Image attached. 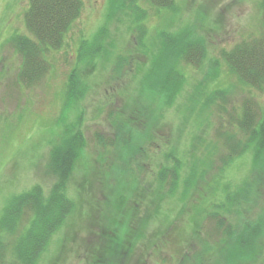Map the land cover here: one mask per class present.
Instances as JSON below:
<instances>
[{
  "label": "trees",
  "instance_id": "trees-1",
  "mask_svg": "<svg viewBox=\"0 0 264 264\" xmlns=\"http://www.w3.org/2000/svg\"><path fill=\"white\" fill-rule=\"evenodd\" d=\"M108 6L113 8L109 15L119 12L126 15L127 20L121 19L119 22L128 26L133 40L127 52L114 55L112 75L120 79L131 71L134 79L138 78L139 97L131 98V107L127 108L132 113L130 119L123 117L116 122V117H111L115 119L113 124L112 121L110 123L114 128V137L108 144H102L111 155L110 162H116L109 166L111 172L119 177L113 178H116L114 191L104 203L107 212L115 211L120 215L128 208L133 210L136 207L133 204L137 205L141 199L145 203L149 202L146 203L149 210L138 220L139 223H130L125 229L116 214L109 218L106 227H97L99 231L94 234L98 241L91 245V249H86L88 254L82 263L129 264L136 255L137 263H134L144 264V256H147L145 252H148V248H154V242L149 245L150 239L143 232L149 229L147 219L150 216L161 219L159 215L162 207L166 208L165 203L174 200L175 203L168 206H176L174 211L178 208V217L191 214L192 238L184 246V252L192 241L202 242L204 221L215 225L219 232L222 231V241L216 247L203 244L202 255H193V264H202L200 256L205 258L216 253L220 256V264H230L249 257L251 259L247 264L253 261L259 264L262 249L257 241L264 236V226L261 222H252L243 214L252 201L251 197L257 195V187L264 183V113L258 110L252 99H245L240 107L235 108V116H230L229 122H220L216 126L213 140L197 136L188 148L181 150V134L174 145L171 144L161 154L164 163H160L157 173L150 181L147 180L146 190L142 189L138 193L133 191L139 189L141 154L155 143L159 144V138L148 132L160 124L161 112L158 109V114L151 111L149 104L162 103L172 107L182 97L187 85L188 68L192 66L204 70L207 62L211 69L214 68L213 72L210 71L212 74L208 72L204 75L185 104L189 110L187 114L196 116L198 131L202 136L207 134L206 127L212 126V113L216 111L218 121H223L222 114H227L226 107L237 88L264 91V0H259L258 4L261 16L259 29L251 32L248 39L232 49L223 50L222 63L210 58L204 35L207 33L205 26L200 28L193 23H186L180 32L171 34L162 30L156 37L150 38L147 31L148 16H152L150 11L162 20L180 15L177 0H108ZM82 10V0H29V8L24 16L29 36L17 35L10 41L22 59L19 84L31 88L46 77L51 68L48 56L64 48L66 38L81 17ZM109 18L107 16L110 21ZM197 18L201 19L202 16ZM107 34L104 32V35L100 33L96 36L93 48H87L88 43L82 42L76 67L67 83L69 101L78 104L83 100L90 92L86 79L93 78L101 61L110 60L105 53L114 50L115 41L109 42L107 46L100 45L101 39ZM137 53L144 61L137 64L134 72L130 66L132 57ZM222 64L226 76L235 79L236 86L228 88L224 83L219 84L221 75L215 74H220ZM126 67L130 68L124 75ZM82 114L79 113L77 122H73L75 125L65 124L66 135L61 136L55 147H52L50 168L59 178L52 188L48 191L40 184H35L22 193L8 197L0 215V264H37L51 245L52 237L59 230H64L72 217L79 214L75 199L69 196V179L88 146L82 128ZM99 140L101 142L102 138ZM196 145L203 148L204 154ZM182 152L184 156H181ZM237 160H251L252 167L249 177L234 188L226 179L227 172ZM216 161H221L217 168L214 166ZM136 168L140 173L135 171ZM116 169L123 171L118 172ZM212 171L217 174L214 175L213 184H210L207 175ZM114 174L110 173V176ZM256 174H259L260 180L255 179ZM106 183L112 185V182ZM226 213L231 215L230 218H224L223 214ZM163 219L166 222L165 216ZM163 253L159 251L158 255ZM188 257L187 253H183L182 258ZM162 261L165 263L166 260L163 258Z\"/></svg>",
  "mask_w": 264,
  "mask_h": 264
},
{
  "label": "rangeland",
  "instance_id": "rangeland-1",
  "mask_svg": "<svg viewBox=\"0 0 264 264\" xmlns=\"http://www.w3.org/2000/svg\"><path fill=\"white\" fill-rule=\"evenodd\" d=\"M82 1V15L67 36L66 45L61 51L48 56L51 64L50 71L36 86L27 88L18 82L22 59L14 51L10 41L17 35L29 36L24 20L29 8V0H0V215L8 197L22 193L35 184H40L44 190L49 191L56 183L59 179L58 174L55 175L56 172L50 168L52 147H55L61 136L66 135L64 134L65 124L70 126L71 123L77 122L76 119L81 112L84 116L82 128L88 144L78 168L75 167L76 170L69 179V196L75 199L79 214L72 217L64 230H59L52 237L51 245L37 264H84L82 262L88 254L86 249H91V245L98 241V237L94 234L99 231L97 227L102 225L106 227L109 218L116 214L115 211L107 212L104 202H107V197L113 193L116 182L114 180L119 177L111 172L109 166L116 162H110L111 155L102 144L103 142L108 144L111 137H114L112 124L115 119L112 120L111 117H116V122L121 121L123 117L130 119L132 113L127 108L131 107V98L139 97L138 78L134 79L132 72L128 71L131 67L135 72L137 64L143 63L144 58L139 57L138 53L132 57L131 66L126 67V70L124 68V75L128 71L124 78L122 76L116 79V76L112 75L114 55L122 51L127 52L133 44L132 35L127 30L128 26L119 22L121 19L127 20L126 15L120 12L109 15L113 8L108 6V0ZM177 2L180 15L169 19H158L156 14L149 10V14H152L147 20L150 38L156 37L162 30L171 34L180 32L183 30V24L186 23H193L200 28L205 26L207 33L204 35L207 39L210 58L221 62L223 50L232 49L236 44L248 39L251 32L259 29L261 18L259 0H177ZM199 15L203 19L197 18ZM107 16L110 17V21ZM104 32L109 35L101 39L100 45L107 46L109 42L115 41L114 50L105 53L110 60L97 62L100 64L96 67L93 78H85L88 87L90 85V92L78 104L73 103L68 100L66 91L70 75L76 67L77 53L82 42L88 43L87 48H93L95 37L100 33L104 35ZM207 63L204 70L192 66L187 69V85L182 97L178 98L172 107L162 103L149 104L151 111L157 113L158 109L161 112L160 124L155 125L148 132L149 135L159 138L157 140L159 144L155 143L141 154V161H139L142 172L140 173L138 168L135 169L141 175L139 189L134 190L133 193L142 192V189L146 190L147 180L150 181L157 173L159 164L164 163L161 154L171 144L174 145L181 134V150L188 148L193 138L197 136L198 138L201 136V139L213 140L216 126L220 122L225 124L229 122L230 116H235L234 109L240 107L245 99H252L258 110L264 113V91L237 88L226 107L228 115L222 114L223 121H218L217 112L212 113L210 115L211 120L213 119L212 126L206 127L207 134L202 136L198 131L196 116L187 114L189 110L186 109L185 104L194 88L203 80L204 75L214 71V68L211 69L210 64ZM226 74L222 64L220 74L217 72L215 74L221 75L219 84L224 83L225 87L236 86L235 79H229ZM99 138H102L101 142ZM159 145H161L160 149ZM107 147L111 146L107 145ZM195 147L204 154L201 146ZM101 156L103 160L100 162ZM181 156H184L183 152ZM215 163L214 166L217 168L221 161ZM251 167V160L249 162L237 160L227 172L230 180L226 179L227 182H231L234 188L238 187L249 177ZM121 171L123 170H118V172ZM213 172L207 175V181L210 184H213L212 180L217 174ZM110 173L114 174L113 177ZM115 176L116 178L113 179ZM256 178L260 180L259 174L255 175ZM106 182H112V185ZM256 193L257 195L251 197L252 201L243 214L252 222H261L264 226V183L257 187ZM173 202L174 200H170L165 203L166 208L162 207L161 215H159L161 219L151 216L147 219L149 229L143 232L150 239L149 245L152 241L154 242V248H148V252H145L147 256H144V264H193L196 254L202 255L203 244L216 247L223 239L222 231L219 232L215 225L204 221L202 242L192 241L185 247L184 252V246L192 238L191 214L184 215L186 217L183 218L178 217V208L174 211L176 206H168ZM146 203L139 199L137 205L133 204L136 206L133 210L128 208L123 214H116L124 225V229L130 223L140 222L138 220H141L140 218L149 210L147 206L149 202ZM131 204L132 202L130 206ZM223 216L230 218L231 215L226 213ZM234 221L237 223V220ZM156 239L159 240L155 243ZM257 243L261 246L263 257L259 264H264V236ZM159 251L164 252L163 256L158 255ZM136 253L138 254L139 251ZM183 253H187L190 258H182ZM135 258L136 255L129 264L137 263ZM163 258L166 260L165 263L162 261ZM219 259L220 256L216 253L205 258L200 256L199 260L202 264H220ZM249 259L251 258L238 259L230 264H247ZM253 262L251 263L258 264V261Z\"/></svg>",
  "mask_w": 264,
  "mask_h": 264
}]
</instances>
